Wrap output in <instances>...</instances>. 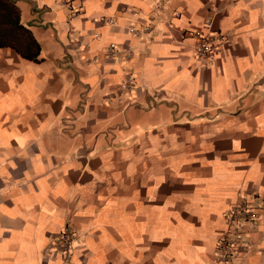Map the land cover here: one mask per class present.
Instances as JSON below:
<instances>
[{"label":"crops","instance_id":"0c3cea01","mask_svg":"<svg viewBox=\"0 0 264 264\" xmlns=\"http://www.w3.org/2000/svg\"><path fill=\"white\" fill-rule=\"evenodd\" d=\"M12 1L39 53L0 46V264H216L243 198L264 264V0Z\"/></svg>","mask_w":264,"mask_h":264},{"label":"built area","instance_id":"2783aa9c","mask_svg":"<svg viewBox=\"0 0 264 264\" xmlns=\"http://www.w3.org/2000/svg\"><path fill=\"white\" fill-rule=\"evenodd\" d=\"M210 25L211 19L208 17L199 28L183 32L185 36L191 37L196 41L195 57L198 60L213 59L219 51V46L216 43V35L210 30ZM113 55L114 46L110 44L108 46L107 56L111 57ZM120 85L122 88H130L132 85V76L128 74ZM261 207L262 201H259V199L243 198L241 201L230 205L222 213L226 230L216 245L214 253V261L216 264H238L236 261L237 248L242 239L239 233L240 229L243 228L244 223H248L252 230L257 228L258 210ZM59 236V239L56 241V248L63 256H67L72 247L74 234L71 228L68 227Z\"/></svg>","mask_w":264,"mask_h":264},{"label":"trees","instance_id":"16d2710c","mask_svg":"<svg viewBox=\"0 0 264 264\" xmlns=\"http://www.w3.org/2000/svg\"><path fill=\"white\" fill-rule=\"evenodd\" d=\"M0 46H11L22 57L37 60L39 44L20 22V10L12 0H0Z\"/></svg>","mask_w":264,"mask_h":264},{"label":"rangeland","instance_id":"374dc122","mask_svg":"<svg viewBox=\"0 0 264 264\" xmlns=\"http://www.w3.org/2000/svg\"><path fill=\"white\" fill-rule=\"evenodd\" d=\"M128 109V108H127ZM126 109V110H127ZM130 112H131V110L130 109H128L126 112H125V115L127 116L128 114H130Z\"/></svg>","mask_w":264,"mask_h":264}]
</instances>
